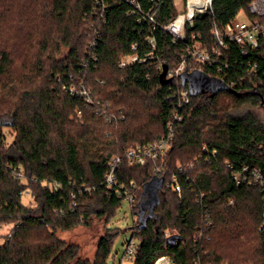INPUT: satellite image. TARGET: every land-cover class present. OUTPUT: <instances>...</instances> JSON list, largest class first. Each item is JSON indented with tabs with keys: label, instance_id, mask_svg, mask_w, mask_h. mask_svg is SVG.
Here are the masks:
<instances>
[{
	"label": "trees",
	"instance_id": "16d2710c",
	"mask_svg": "<svg viewBox=\"0 0 264 264\" xmlns=\"http://www.w3.org/2000/svg\"><path fill=\"white\" fill-rule=\"evenodd\" d=\"M138 1L143 12L153 9L154 31L118 0H0V230L12 226L0 237V264H111L121 230L107 229L93 261L57 233L89 225L94 217L111 222L124 202L119 185L135 196L136 221L128 229L137 242L132 264H155L161 257L175 264H264V186L249 182L256 169L264 184V122L252 113H231L243 106L264 108V39L256 51L230 45L224 52L219 64L229 63L226 74L237 86L213 99L186 87L190 103L181 108L185 87L161 79L164 66L176 67L187 57L193 35L212 45L213 26L248 13L252 0H213L212 11L198 15L179 42L162 30L177 15L174 0ZM150 36L163 67L155 60L120 68L134 43L140 55L150 50ZM250 63L257 65L261 87L247 76ZM81 85L100 105L70 94L69 87ZM146 116L159 134L148 130ZM7 128L14 139L5 147ZM170 136L165 156L144 167L124 164L118 185L107 188L114 157ZM14 168L25 178L15 180ZM238 173L248 182L238 184ZM174 176L180 194L169 185ZM154 177L163 178L164 186L141 228L144 186ZM26 192L34 206L25 204ZM173 235L181 240L171 246Z\"/></svg>",
	"mask_w": 264,
	"mask_h": 264
},
{
	"label": "built area",
	"instance_id": "2783aa9c",
	"mask_svg": "<svg viewBox=\"0 0 264 264\" xmlns=\"http://www.w3.org/2000/svg\"><path fill=\"white\" fill-rule=\"evenodd\" d=\"M118 1L129 5L132 8V11L140 16L141 21L149 22L153 31L156 29L158 24L152 16L153 9H150L148 12H143L138 0ZM149 1L158 4L161 0ZM212 4L213 0H184L183 10L177 11L176 17L168 24L164 25L162 30L171 35L174 42L185 40L187 26H192L198 15L212 11ZM247 10L249 15L254 17V19H251L250 22L238 20L236 17L230 20L223 27L213 26L211 30L213 43L210 46L208 44L199 42V40H197L193 35L192 44L187 46V57H183L181 63L178 66L168 68L166 79L178 80L181 82L182 74L199 72L205 74L211 79L222 81L230 89H236V82L230 80L229 76L226 74V70L229 69V63L224 61L222 65L219 64L221 57L224 55V52L228 51L230 45H237L246 51H256L259 49L260 44L264 39V0H252V2L248 5ZM146 43L148 44L150 50L144 55H140L138 52L140 48L139 44L134 43L131 45V54L121 60L119 67L126 68L156 60L159 67L162 68L163 61L160 58H157V55L155 54L157 49L155 38L151 36L148 37ZM247 76L254 80L255 88L261 87L260 85H263V82L257 75L256 64H249ZM69 92L72 96L82 97L88 105H92L95 102L100 105L99 101L92 97L91 92L84 89L82 85L80 88H77L76 86L69 87ZM178 100V104L181 108L188 105L190 103L189 89L185 87L182 91H180ZM76 114L80 118L82 112L78 110ZM174 119L180 121L178 112L174 113ZM169 130H172V125L169 126ZM171 140L172 136L159 140L148 146L135 145L129 148L123 156L114 157L109 163V171L105 177L107 188L112 189L118 185L117 174L124 164H127L130 167H144L150 161L160 160L168 152ZM12 171V175L15 180H22L25 178V172L23 170L14 168ZM245 172H248L247 168L244 170V173ZM243 175V173H238L235 174L233 178L238 184H241L242 182H248L249 177H245ZM250 178V183L252 181H257L261 183L262 186H264L262 183L261 173L258 170H253L251 172ZM176 181L177 179L174 176L172 178L173 184L169 185L180 194L181 188L178 184H176ZM52 188L59 190L61 185L55 183L52 185ZM86 190L91 192L90 188H86ZM116 190L119 198L128 203L130 210L133 211L135 196L131 189H125L122 185H119V188ZM26 195L28 196L29 194L26 192ZM71 196L72 198H75L73 193H71ZM72 207L75 208L76 204L73 203ZM132 220L135 222L136 217L133 216ZM259 229L260 231H264V207L263 219ZM201 237L202 236H200L198 239L201 240ZM124 248V259L132 262L137 249L136 240L134 238L127 240L124 244ZM155 264L175 263L168 257H161L155 262Z\"/></svg>",
	"mask_w": 264,
	"mask_h": 264
},
{
	"label": "rangeland",
	"instance_id": "374dc122",
	"mask_svg": "<svg viewBox=\"0 0 264 264\" xmlns=\"http://www.w3.org/2000/svg\"><path fill=\"white\" fill-rule=\"evenodd\" d=\"M175 7L177 11H182L184 8V0H174ZM238 20L241 21H247L250 22L251 18L249 14L246 11H241L240 14L237 16ZM3 42V38H0V43ZM36 46L33 47L32 53L30 52L29 56L31 54L36 53ZM67 53V50H63V56ZM23 55L24 59V51L21 53ZM28 56V57H29ZM63 56H57L59 59ZM34 57V56H33ZM33 58L31 62L33 63ZM225 104L229 103V100H224ZM223 103V102H222ZM151 115H154L153 110L150 112ZM231 113H233L236 116H245L249 113L254 114L257 116L262 122H264V108H259V107H251V106H243L241 108H235L232 109ZM150 116L145 117V121L149 122L148 130H151L154 132L156 135L160 133V129L158 124L154 122L149 121ZM4 133L6 134V143L5 147H8L10 143L14 139V132L12 129H4ZM169 151V149H168ZM192 162L187 164L188 168L192 167ZM23 199L25 204L30 205H35L31 201V198L29 195L27 196L26 193H23ZM34 202V201H33ZM133 214L132 211L129 208L128 203L123 202L120 208L117 210L116 215L112 218L111 222L108 224L105 223V219L101 218H93L91 223L89 225H79L75 229L67 232H58L57 235L59 238L62 240L69 242V243H74L78 245L81 249V256L85 259H89L91 261L94 260L96 252H97V246L100 238L104 236L108 232V228L115 230H121V234L119 237L116 239V242L114 244L113 248V254L112 258L110 260L111 264H132V262L127 261L124 259V244L127 240H130L132 238L133 232L128 230L129 228L133 227ZM11 225L9 226H4L0 230V237H4L7 235L10 230H11ZM0 238V244L3 242L2 239ZM115 259V262L113 260ZM210 264H218L216 262H211Z\"/></svg>",
	"mask_w": 264,
	"mask_h": 264
},
{
	"label": "water",
	"instance_id": "95a60500",
	"mask_svg": "<svg viewBox=\"0 0 264 264\" xmlns=\"http://www.w3.org/2000/svg\"><path fill=\"white\" fill-rule=\"evenodd\" d=\"M168 67L164 66L161 74V79L165 80L167 76ZM181 82L183 87H188L194 94L208 93L213 99L216 95L222 92H231V90L220 80L211 79L205 74L199 72L184 73L181 75ZM164 186V179L154 177L149 183L144 186V199L140 204L139 218L140 227L145 225V214L149 209L152 212L154 207L159 203V191ZM146 197V198H145ZM181 237L173 235L168 238V243L174 246Z\"/></svg>",
	"mask_w": 264,
	"mask_h": 264
},
{
	"label": "crops",
	"instance_id": "0c3cea01",
	"mask_svg": "<svg viewBox=\"0 0 264 264\" xmlns=\"http://www.w3.org/2000/svg\"><path fill=\"white\" fill-rule=\"evenodd\" d=\"M30 202V201H29ZM114 262H115V259L113 258Z\"/></svg>",
	"mask_w": 264,
	"mask_h": 264
}]
</instances>
